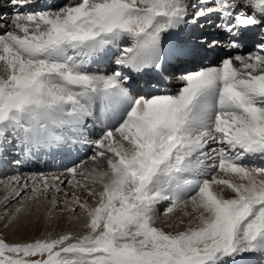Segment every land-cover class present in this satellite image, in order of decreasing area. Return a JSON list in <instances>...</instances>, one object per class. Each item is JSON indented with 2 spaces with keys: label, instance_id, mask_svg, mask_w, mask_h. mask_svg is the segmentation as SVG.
Wrapping results in <instances>:
<instances>
[{
  "label": "snow or ice",
  "instance_id": "snow-or-ice-1",
  "mask_svg": "<svg viewBox=\"0 0 264 264\" xmlns=\"http://www.w3.org/2000/svg\"><path fill=\"white\" fill-rule=\"evenodd\" d=\"M8 2L13 11L0 32V156L32 158L79 144L92 154L67 173L83 177L76 187L98 200L90 207L73 193L63 201L64 210L86 216L83 234L0 239V264L264 260V0H72L48 10H36L38 0ZM196 26L218 34L193 36L189 27ZM253 31L261 39L239 54ZM222 41L227 58L181 69L175 93L157 87L173 63ZM110 54V73L90 70ZM57 180L32 174L21 184L17 176L5 186L11 193L4 203L31 182L18 216L28 201L61 193ZM164 201L166 215L190 204L195 218L165 232L155 226ZM51 203L58 206L59 196Z\"/></svg>",
  "mask_w": 264,
  "mask_h": 264
},
{
  "label": "bare ground",
  "instance_id": "bare-ground-1",
  "mask_svg": "<svg viewBox=\"0 0 264 264\" xmlns=\"http://www.w3.org/2000/svg\"><path fill=\"white\" fill-rule=\"evenodd\" d=\"M0 1H2L4 3L3 7L0 8V14H1L0 19L2 18L1 19L2 22L0 21L1 22L0 23V32H3L4 30H7V28H8V26H6V23L9 24V20H10L11 14H12V6L6 0H0ZM66 1L67 0H48V1L47 0H38L36 10L54 9V8H57V7L65 4ZM215 19H216V17H212V20H215ZM198 31H199L198 28L195 30H191L189 27V32L193 36H200L201 33ZM215 32L216 33H214V34H208L207 36L205 35L203 38L211 40L214 36H216L218 34L217 30ZM185 34L187 35L188 33H185ZM257 35H258V32H256V31L249 32L247 34L248 38L246 40V46L243 48L242 52L240 51L239 53H242V54L245 53L246 54L247 51L252 48L253 43H255L256 40L261 39V37L258 38ZM250 45H251V47H250ZM216 51L217 50H215L214 52L211 51V55H209L208 57H206L205 56L206 54H205L203 56V59L205 57V60L195 59V62L192 61V63H194L192 65V69L193 68L199 69L201 66H204V67L215 66L216 64L219 63V60L221 58H227L225 56H222L220 51H217V52ZM112 52L115 53L116 49L113 48ZM232 53L234 54L237 52L235 50H233ZM198 54H201V52H199ZM114 56L115 55L110 54L109 56H107L103 59H99L96 62L91 63L89 65L90 70L92 72H103L104 70L109 71L111 66L114 64L112 62L113 61L112 58ZM183 61H188V60L186 59ZM183 61H181V62H183ZM179 63H173L171 67H173L175 70H177L178 67H176V66H178ZM98 66H99V69L97 71H95L98 68ZM237 67H239L238 64H237ZM125 71H127V70H125ZM170 72L171 71H168V73H170ZM167 82L168 81H166V80L160 81L159 84L157 85V87H160L166 91H170L172 93H175L176 90L182 86L178 82H176V84H174V85L173 84L170 85ZM142 89L143 88L141 86H139L138 90L143 91L144 89L143 90ZM151 90L155 91L154 88H152ZM98 111H99V108H98V106H96L97 114H98ZM89 123H91V120H89ZM97 132H98V129H97ZM91 154H92L91 151L84 150L83 148H81V146L79 144H77L75 147L69 146V147L65 148L64 150H60V151L53 150V151L47 152L46 154H40V156H38V157L33 156L32 158H25L19 154L9 153L7 156H0V177L6 176V175L11 176V174L14 173L13 172L14 170L10 167H15V166H18V167H16V169H17L16 171H18V170L19 171H21V170L32 171L33 172L32 174H35L36 172H40V171L44 172V171H47L49 169H52L55 171L64 170V171H62L63 174L61 173V174L53 176V177H57V176L59 177V180L55 181V183L60 188H62L61 186L63 183L61 184L60 181H63L65 183L66 181L71 179V180H73L72 185H74L72 187V189L78 191V193H79L81 188L76 187L75 181L77 179L78 180L81 179L80 181L84 182V178L79 176V175L75 176V177L70 176L67 173V168H70L77 161H80L81 159H83L86 156H89ZM17 160L20 162L16 163L15 161H17ZM255 163L257 165H259L261 162L259 160H257ZM32 174L28 175V177L31 176ZM36 175L39 177V174L36 173ZM11 177L12 178L9 177L11 180L9 179L8 181H5V182L3 181L4 184H2L3 182H2V180H0V184H2V186L0 185V192H1V198H2V201L0 202V210H2V211L10 202L16 200V199H10L11 201H9L7 205H5L4 199H3L5 195H8L11 193V188H6L5 186L7 184H9L10 181H13L14 178L17 177V174H15V175L13 174ZM26 177H20L21 178V181H20L21 184H23L24 181L27 179ZM53 177L49 178L50 183H52ZM42 178H46L48 180V177H45L44 175L42 176ZM13 187H15L14 184H13ZM88 187H92V186H88ZM96 190H98V188H96ZM22 193H25V197L28 195H31V182H29V189L27 191L22 192ZM225 193H224V195L226 198H230L233 195L230 192V190L225 191ZM47 194L49 195V196H47V199H45L44 195L42 194L39 197L38 201H36V202L28 201L27 203H25V205H24L25 210L22 213H20L18 216L15 214V209L17 207H12L7 212L5 211V215H4V218L2 220H4V223L7 222L9 224L8 225L9 226V234H10L12 240L17 239L20 242H23V241L26 242V240H28L31 236H33V234L39 236V238H41V239L48 237L49 234H51L53 237H56L59 235L58 233H56V228H60V227L65 228L68 225H71L72 228L75 227L77 229H81V228L85 229L83 227V224L86 222V216L84 214H82L80 209L75 213L71 212L69 215H66L65 210L57 211V210H55V206L51 203V200H52L53 196H56L59 194L55 193L54 190L48 192ZM48 197H50V201H49ZM63 197H64V195H63ZM61 199H62L61 202H63L64 201L63 198H61ZM71 199L72 198H70L68 200H71ZM62 204H64V203H62ZM165 205L166 206L169 205V202L168 201L161 202L158 205V210H159L160 206H161V208H163V206H165ZM185 208H187L189 211L192 212V208H191L190 204L187 206L184 205L182 209H185ZM63 209H65V205L63 206ZM176 209L173 211L174 213L173 212H172V214L169 213V216H167V217H169V218H167V220L170 221L169 225H168L169 227H173V226L175 227L181 223V219L175 215ZM180 209H177V210L180 211ZM13 217H15V218H13ZM193 219L187 217L183 221L184 223L186 222L185 226L187 227L189 221L193 220ZM158 225H159V223H158ZM42 229H43V233H42ZM50 230H51V232H50ZM63 231H65V230H63ZM86 231L87 230L85 229V232ZM68 233H70V232H68ZM250 259L252 261V264H262L264 262V260H262L259 256H255V255L251 256Z\"/></svg>",
  "mask_w": 264,
  "mask_h": 264
},
{
  "label": "rangeland",
  "instance_id": "rangeland-1",
  "mask_svg": "<svg viewBox=\"0 0 264 264\" xmlns=\"http://www.w3.org/2000/svg\"><path fill=\"white\" fill-rule=\"evenodd\" d=\"M6 1H8V0H6ZM48 1V0H47ZM69 2H72V0H67L66 1V3H69ZM1 4L3 5L4 3L1 1ZM0 4V6H2ZM7 5V4H6ZM64 5V4H63ZM63 5H61V6H63ZM48 10V9H47ZM12 11H13V9H12ZM1 15V14H0ZM2 19V18H1ZM1 19H0V21H1ZM2 22V21H1ZM0 22V23H1ZM213 22L214 23H216V22H218L217 21V19H215V20H213ZM6 26H8V24L6 23ZM199 29L200 30V32L202 33V35L201 36H204V35H206V34H208V33H213V32H215L216 31V28L214 27V26H206L204 29H200L198 26H196V27H190V29L191 30H193V29ZM257 37L259 38L260 37V35H259V33H258V35H257ZM221 45H223V44H221ZM242 49V48H241ZM208 50V49H207ZM253 50H255V49H253ZM208 51H212V52H214L213 50H208ZM217 51H220L221 52V54H223L225 57H226V53L229 51L228 49H226V48H224V47H220V49L219 48H217ZM216 51V52H217ZM236 54H238V53H232V55L234 56V55H236ZM239 54H242V53H239ZM245 54V53H244ZM222 55V56H223ZM112 60L114 61L115 60V56L112 58ZM112 61V62H113ZM179 64H181V63H179ZM181 65H179L178 67H180ZM116 66L113 64L112 66H111V68L109 69V71H106L107 73H110L114 68H115ZM105 71H103V72H98V73H106ZM95 73V72H94ZM179 75L180 74H176L174 77H171V76H167V77H170V80H169V82H170V85L171 84H176V82H178V77H179ZM178 84V83H177ZM90 156V155H89ZM87 157L88 156H86L85 158H83V159H81L80 161H78V162H76L75 164H79V163H82V162H85V161H87ZM13 163V162H12ZM74 164V165H75ZM73 166V165H72ZM71 166V167H72ZM10 167V166H9ZM8 167V168H9ZM10 168H12L14 171V175L15 174H17V176H20V177H28V175H30V174H32L33 172L32 171H26V170H21V171H16L17 169H16V167H10ZM68 169V168H67ZM66 170V169H65ZM62 171H64V170H60V171H55V170H47V171H44V172H36L37 174H39V177H42L43 175L45 176V177H48V181H50V179L49 178H52L54 175H58V174H61L62 173ZM59 172V173H58ZM35 173V174H36ZM13 174H11V176L13 175ZM19 174V175H18ZM63 174V173H62ZM10 175L8 176V175H6V176H2V177H0L1 179L0 180H2V182L4 181H8L10 178H12ZM76 176H78V175H76ZM10 177V178H9ZM26 177V178H27ZM211 177H209V179H210ZM223 178H230V177H223ZM4 179V180H3ZM232 179H234V178H232ZM11 180V179H10ZM78 180V179H77ZM79 180H81V179H79ZM4 182L2 183V184H4ZM2 184H0L1 186H2ZM74 185H72V184H68L67 183V181L65 182V183H63L62 184V191H61V193H59V200H60V203H59V205L58 206H55V210H57V211H59V210H64L63 209V206H64V204H62L63 202H61V198H63V200H65V199H70V198H73V193H75V195H77V196H79L80 197V199H81V201H87V203L89 204V206H91V207H93V206H95V201L96 200H98V197H96V198H93V197H89V196H87V193L83 190V189H80V191H79V193H78V191H76V190H74V189H72V187H73ZM88 186H92L90 183L88 184ZM96 188H98V190H100V188H99V186L97 185L96 186ZM97 190V191H98ZM68 193V196L67 197H63V195H64V193ZM226 194V193H225ZM47 196H49L48 194H47ZM25 199V193H22V195H21V197L20 198H18V199H16L15 201H12V202H10L4 209H3V211L2 210H0V239H3L5 242H7V243H25V241H23V242H20V241H18L17 239H15V240H12L11 239V236H10V234H9V224L6 222V223H4V220H2L3 218H4V215H5V211L7 212L10 208H12V207H19L20 206V201L21 200H24ZM48 199H49V201H50V197H48ZM2 201V198H1V192H0V202ZM11 201V200H10ZM73 207H75V205H72ZM169 205H165V206H163V208H161V206L159 207V210H158V219L155 221V226L156 227H158V228H162L165 232H176V231H182V230H184L185 228H186V226H185V223L183 222L187 217L188 218H195V215L196 214H194L193 212H191V211H189L187 208H185V209H182L183 208V204L182 205H180L177 209H180V211L179 210H177L176 209V216H178L180 219H181V223L180 224H178L177 226H173V227H169L168 225H169V222L170 221H168L167 220V218H169V217H167V216H169V214H165V210H166V208L168 207ZM79 210V208H77V210H76V212ZM179 211V212H178ZM178 212V213H177ZM185 212H188L189 213V215H187V216H185L184 215V213ZM65 213H66V215H69L71 212H69V211H66L65 210ZM174 213V212H173ZM170 214H172V213H170ZM2 215V216H1ZM175 217V216H174ZM174 219V218H173ZM172 219V220H173ZM158 223H159V225H158ZM171 224V223H170ZM160 226V227H159ZM77 228H72V226L71 225H68V226H66L65 228H56V233H58L59 235L60 234H65L66 232L68 233V232H70V233H72V234H74V235H80V234H83L84 232H85V229H77ZM63 230H65V231H63ZM75 231V232H74ZM50 232H51V230H50ZM54 232V231H53ZM63 232V233H62ZM42 233H43V229H42ZM35 236V237H34ZM39 238V236H37V235H35V234H33V236H31L28 240H26V242H31V241H34L35 239H38ZM13 241V242H12Z\"/></svg>",
  "mask_w": 264,
  "mask_h": 264
}]
</instances>
